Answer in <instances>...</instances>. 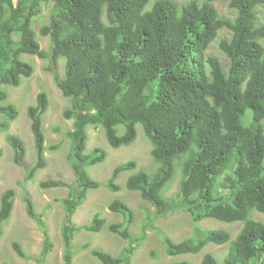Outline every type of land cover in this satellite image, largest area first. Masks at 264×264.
Here are the masks:
<instances>
[{
  "label": "trees",
  "instance_id": "1",
  "mask_svg": "<svg viewBox=\"0 0 264 264\" xmlns=\"http://www.w3.org/2000/svg\"><path fill=\"white\" fill-rule=\"evenodd\" d=\"M180 1L0 0V85L20 87L23 78L32 77L34 67L23 55L49 61L47 69L55 83L66 98L74 99L63 116L76 117L67 136L74 144L69 158L77 174L108 157L100 147L87 153L89 126L102 127L114 149L136 141L138 124L150 141L151 156L159 165L156 172L139 169L132 160L116 166L105 184L86 172L80 176L77 189L70 193L73 202L66 206V230L74 226L73 217L90 191L105 186L120 192L117 180L124 172L132 173L126 188L139 192L153 206L154 217H165L176 204L164 193L180 172L179 202L191 215L193 236L179 242L163 236L166 254H199L209 244L230 243L229 231L200 227L202 221L214 219L243 223L223 264H264V222L251 218L253 212L264 214V21L260 24L259 16L264 0ZM215 2L227 3L234 18L221 17ZM43 3L52 4L49 23L39 28L40 35L50 39L49 51L41 49L34 28ZM223 30L230 34L219 42L230 61L227 71L217 58L207 55ZM13 34L20 39L15 41ZM61 59L65 60L64 78L57 72ZM7 99L8 93L0 89V114L8 119L0 122L4 132L19 117L15 105H4ZM48 108L46 92H40L36 103L27 108L36 161L27 168L25 182L47 167L43 116ZM6 139L15 150L14 163L24 166V141L12 134ZM40 186L50 189L66 184L47 181ZM15 196L13 189L2 194L0 239ZM24 203L44 237L43 254L49 253L53 244L43 216L30 197L25 196ZM109 210L123 221L108 223L96 215L80 229L100 233L107 227L130 242L133 251L139 248L141 243L131 234L135 221L131 206L116 199ZM152 217L148 214L149 220ZM12 247L19 258L44 264V258L30 256L19 242ZM90 253L101 264H126L132 250L125 248L119 256L99 249ZM66 264H71L70 255ZM202 264L219 262L207 253Z\"/></svg>",
  "mask_w": 264,
  "mask_h": 264
},
{
  "label": "rangeland",
  "instance_id": "2",
  "mask_svg": "<svg viewBox=\"0 0 264 264\" xmlns=\"http://www.w3.org/2000/svg\"><path fill=\"white\" fill-rule=\"evenodd\" d=\"M181 3L180 0H176ZM151 6V5H150ZM214 7L221 17L233 19L235 12L227 3L215 2ZM52 4L43 3L40 13L35 17L34 28L37 31L38 41L41 49L50 50L49 37H43L39 33L41 25L49 23ZM260 24L264 21V8L259 10ZM220 37L230 38L227 30L220 32L217 39L209 48L207 55L217 58L224 71L229 68V59L219 49ZM13 39L18 41L20 37L13 34ZM22 59L31 63L34 74L30 78H23L20 87L0 85V89L8 93V99L4 105L13 104L19 111L17 120L9 122L10 129L6 132L0 131V207L2 194L9 189L16 193L14 207L11 217L3 225V235L0 239V264H37L35 260L21 259L13 250V242H19L24 250L34 257L44 258V264H66V256L70 255L71 264H101L94 258L90 250L99 249L113 256H119L125 248H130L126 264H168L172 262L188 261L191 264H202L205 254H212L223 264L229 253L230 244L235 241L243 227V223H225L214 219H207L200 223L203 230L224 229L230 232L231 241L228 244L217 246L209 244L199 254H187L170 257L166 254L162 237L168 236L179 242L193 236V223L189 212L180 206L178 192L180 188L181 173L179 172L174 181L169 185L164 195L176 204L174 210L165 217H154V208L143 200L139 192H132L126 188V181L132 174L124 172L117 180L121 191L113 193L105 186L90 191L87 201L77 210L73 217L74 226L66 228V206L73 202L71 192L77 189L80 176L86 172L94 180L103 184L107 183L114 168L120 164L135 160L139 169L148 173H154L159 165L151 156V144L145 137L143 127L138 124V136L136 141L129 147L119 149L112 148L106 138L104 129L100 126H89L87 153L94 148L100 147L106 150L108 157L105 162L81 168L76 173L70 161V154L74 150L72 139L67 136L74 129L76 117L70 120L64 118L66 110L72 108L74 99L66 98L55 83L53 74L48 71L49 61L41 60L37 56L23 55ZM61 78L65 76V60L61 59L57 68ZM40 92H46L49 98V108L43 116V132L45 135L47 167L40 170L35 179L25 182L27 168L36 161L35 142L31 130V122L27 117V108L36 103V97ZM0 122H8L5 115L0 114ZM120 134L124 133V127H120ZM12 134L20 137L26 147V158L24 166L14 163L15 150L7 141L6 136ZM58 145V149L51 151L50 146ZM47 181H61L65 187L42 189L40 184ZM30 197L35 205V210L43 216L53 244L52 251L43 254L44 237L37 223L30 219L24 197ZM116 199L126 202L135 213V221L131 226V234L141 246L133 251L130 242L122 240L119 236L111 234L107 227L100 233H89L80 228L89 225L96 215L107 219L108 223H119L123 217L109 210V204ZM148 214L151 215L149 220ZM251 218L264 222V214L253 212ZM89 245L90 248H84Z\"/></svg>",
  "mask_w": 264,
  "mask_h": 264
},
{
  "label": "clouds",
  "instance_id": "3",
  "mask_svg": "<svg viewBox=\"0 0 264 264\" xmlns=\"http://www.w3.org/2000/svg\"><path fill=\"white\" fill-rule=\"evenodd\" d=\"M46 154V153H45ZM26 158V157H25Z\"/></svg>",
  "mask_w": 264,
  "mask_h": 264
}]
</instances>
